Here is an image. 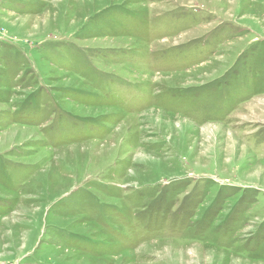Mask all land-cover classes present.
Masks as SVG:
<instances>
[{"label": "rangeland", "instance_id": "374dc122", "mask_svg": "<svg viewBox=\"0 0 264 264\" xmlns=\"http://www.w3.org/2000/svg\"><path fill=\"white\" fill-rule=\"evenodd\" d=\"M0 264H264V0H0Z\"/></svg>", "mask_w": 264, "mask_h": 264}]
</instances>
